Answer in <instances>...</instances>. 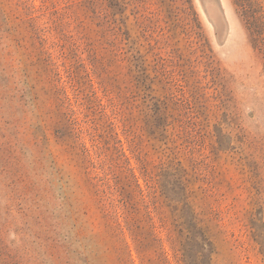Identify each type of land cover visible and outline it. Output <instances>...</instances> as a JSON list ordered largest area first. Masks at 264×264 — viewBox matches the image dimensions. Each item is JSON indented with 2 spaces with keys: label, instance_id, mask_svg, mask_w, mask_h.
Returning a JSON list of instances; mask_svg holds the SVG:
<instances>
[{
  "label": "rangeland",
  "instance_id": "rangeland-1",
  "mask_svg": "<svg viewBox=\"0 0 264 264\" xmlns=\"http://www.w3.org/2000/svg\"><path fill=\"white\" fill-rule=\"evenodd\" d=\"M0 264H264V0H0Z\"/></svg>",
  "mask_w": 264,
  "mask_h": 264
},
{
  "label": "trees",
  "instance_id": "trees-1",
  "mask_svg": "<svg viewBox=\"0 0 264 264\" xmlns=\"http://www.w3.org/2000/svg\"><path fill=\"white\" fill-rule=\"evenodd\" d=\"M239 2H241V0H238ZM240 5V4H239ZM255 34L253 33L252 34V36H254ZM254 38V37H253ZM40 44L43 42V39L41 38L40 39V41H38ZM8 67V68H7ZM10 67L9 66H6V67H4V70L5 71H9L8 69H9ZM9 76H12V75H9ZM23 187L26 189V190H29L27 187H28V185H26L25 183H23Z\"/></svg>",
  "mask_w": 264,
  "mask_h": 264
}]
</instances>
